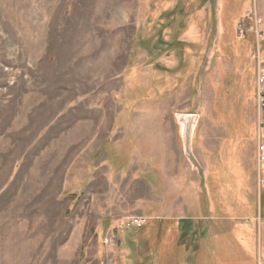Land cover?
Returning a JSON list of instances; mask_svg holds the SVG:
<instances>
[{
	"label": "rangeland",
	"instance_id": "374dc122",
	"mask_svg": "<svg viewBox=\"0 0 264 264\" xmlns=\"http://www.w3.org/2000/svg\"><path fill=\"white\" fill-rule=\"evenodd\" d=\"M201 2L0 0V264H264V0Z\"/></svg>",
	"mask_w": 264,
	"mask_h": 264
},
{
	"label": "built area",
	"instance_id": "2783aa9c",
	"mask_svg": "<svg viewBox=\"0 0 264 264\" xmlns=\"http://www.w3.org/2000/svg\"><path fill=\"white\" fill-rule=\"evenodd\" d=\"M261 101H263V100H261ZM262 106H264V102L262 103ZM262 152L264 154V148L262 149ZM143 222H144V220H138V219L133 220V223L136 224L137 226L138 225L140 226L141 224H143Z\"/></svg>",
	"mask_w": 264,
	"mask_h": 264
},
{
	"label": "trees",
	"instance_id": "16d2710c",
	"mask_svg": "<svg viewBox=\"0 0 264 264\" xmlns=\"http://www.w3.org/2000/svg\"><path fill=\"white\" fill-rule=\"evenodd\" d=\"M202 2H203V4L205 3V2H208V1H214V0H201ZM201 2V3H202Z\"/></svg>",
	"mask_w": 264,
	"mask_h": 264
}]
</instances>
